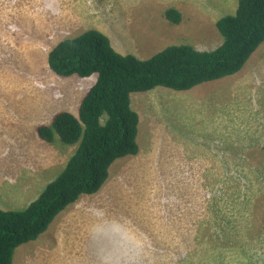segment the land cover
<instances>
[{
  "label": "rangeland",
  "instance_id": "374dc122",
  "mask_svg": "<svg viewBox=\"0 0 264 264\" xmlns=\"http://www.w3.org/2000/svg\"><path fill=\"white\" fill-rule=\"evenodd\" d=\"M237 4L0 0V173L8 164L26 173L42 168L43 191L79 146L37 134L59 111L77 115L97 77L55 75L48 54L59 41L95 28L118 52L144 60L171 44L211 51L223 41L217 20ZM169 7L182 13L179 23L165 18ZM132 107L138 155L116 160V178L85 195L109 207L110 241L88 247L79 234L77 245L82 228L71 221L62 232L67 243L50 225L18 247L13 264H264V43L234 75L185 91L136 92ZM13 192L0 175L3 210H22L39 195Z\"/></svg>",
  "mask_w": 264,
  "mask_h": 264
},
{
  "label": "trees",
  "instance_id": "16d2710c",
  "mask_svg": "<svg viewBox=\"0 0 264 264\" xmlns=\"http://www.w3.org/2000/svg\"><path fill=\"white\" fill-rule=\"evenodd\" d=\"M164 16L170 23L182 19L175 7ZM216 27L223 41L211 51L171 44L144 60L118 52L95 28L63 39L49 51L48 65L55 75L97 77L77 115L59 111L50 124L37 126L38 136L48 143L58 136L79 146L39 198L22 210L0 209V264H13L19 246L40 238L82 196L97 193L116 160L138 153L140 118L132 108V94L157 87L185 91L238 73L264 43V0H238L235 13L218 19Z\"/></svg>",
  "mask_w": 264,
  "mask_h": 264
},
{
  "label": "crops",
  "instance_id": "0c3cea01",
  "mask_svg": "<svg viewBox=\"0 0 264 264\" xmlns=\"http://www.w3.org/2000/svg\"><path fill=\"white\" fill-rule=\"evenodd\" d=\"M113 164L111 166L112 169H114L115 167V165ZM156 169L157 167H154L151 171L154 172L157 177L158 174L156 173L157 172ZM0 175L3 177L7 175V177L11 180L12 186L14 187L13 193L17 195L19 198H23L24 195L28 197V195L36 191V189L38 190L39 194L42 192V168H39L37 171L32 173H26L24 170L15 171L13 169V164H8L5 166V171L1 172ZM180 176H184V172L176 173V177H180ZM109 177L110 180L108 184L111 182L112 178L114 177L116 178V176L113 175V170L112 171L110 170ZM4 199H6V197L4 195H0V202ZM72 205H74V207H71ZM72 205H70L65 211L61 212L51 224L55 232H57L58 234L60 233V235H65L62 234L63 230L68 229V224L71 221H76L77 225H79L82 228L81 231L76 232V235L74 237V241L76 242L77 245L82 235L85 236L88 247H90L96 241L98 242L110 241L111 223H110V215L108 213L109 207L106 206L104 200L94 199L91 197H86L84 195ZM0 209H4L1 204H0ZM82 209H85L84 214H81ZM79 234L81 236H79ZM63 238H65V241L68 243L69 240L67 236L65 235V237ZM77 250L78 247H76V251ZM90 252L91 250L89 251V253Z\"/></svg>",
  "mask_w": 264,
  "mask_h": 264
},
{
  "label": "clouds",
  "instance_id": "9594fccd",
  "mask_svg": "<svg viewBox=\"0 0 264 264\" xmlns=\"http://www.w3.org/2000/svg\"><path fill=\"white\" fill-rule=\"evenodd\" d=\"M90 77H91V76H90ZM87 78H88V77H87ZM132 108H133V107H132ZM135 111H136V110H135ZM136 112H137V111H136ZM137 113H138V112H137ZM138 115H139V114H138ZM139 149H140V148H139ZM137 154H138V153H137ZM137 154H136V155H137ZM132 156H134V155H132ZM114 163H115V162H114Z\"/></svg>",
  "mask_w": 264,
  "mask_h": 264
},
{
  "label": "bare ground",
  "instance_id": "6f19581e",
  "mask_svg": "<svg viewBox=\"0 0 264 264\" xmlns=\"http://www.w3.org/2000/svg\"><path fill=\"white\" fill-rule=\"evenodd\" d=\"M200 132V131H199ZM202 135V134H201ZM27 187V186H26ZM34 194V193H33ZM38 196H40V195H38ZM39 198V197H38Z\"/></svg>",
  "mask_w": 264,
  "mask_h": 264
}]
</instances>
